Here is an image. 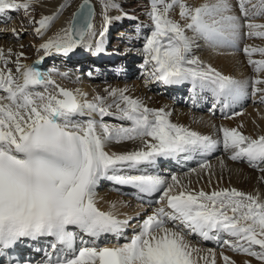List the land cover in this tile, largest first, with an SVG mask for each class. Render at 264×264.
Wrapping results in <instances>:
<instances>
[{
  "label": "snow or ice",
  "instance_id": "snow-or-ice-1",
  "mask_svg": "<svg viewBox=\"0 0 264 264\" xmlns=\"http://www.w3.org/2000/svg\"><path fill=\"white\" fill-rule=\"evenodd\" d=\"M101 2L103 25L99 33L95 31L90 0H83L69 26L40 47L46 52L54 48L68 54L86 37L99 35L97 51L103 52L102 38L113 20L120 19L109 16L108 11L120 6L114 0ZM250 3L237 0L240 15H236L230 0H205L195 7L185 0H150L148 15L153 27L143 53L145 65L152 67V78L166 85L190 82L193 90H209L221 110L247 95L248 82L190 58L194 40L187 31L211 47H235L242 29H247L244 34L249 38L264 37V24L249 17ZM31 5L32 0H0V15L8 10L28 13ZM177 7L186 22L183 25L171 18ZM63 8L61 5L60 10ZM262 14L264 0H259V10L253 16ZM57 15L37 21L36 33L41 34ZM13 33L19 35L15 30ZM243 51L254 71L264 73V59H252L254 53L264 55V48L245 46ZM0 61V257L5 258L0 264H25L6 250L25 239L40 237L53 238L49 245L52 251L46 252L41 264H197L198 258L208 264V257L194 255L200 249L191 245L189 235L216 240L264 261V201L259 196L235 188L211 193L192 191L175 175L171 177L173 183H168L159 175L120 174L125 167L153 163L157 157L209 152L220 144L232 151L231 159H244L264 172V135L252 138L237 128L221 127L222 138L213 139L172 123L170 113L144 106L127 95L126 89L109 91L111 103L101 96L89 101L83 98L86 94L61 87L36 67L20 64L19 60L17 77L7 67L3 49ZM258 85H264L259 75L251 80L253 94L264 93ZM52 88L55 91H50ZM113 107L130 126L103 122V117L114 115ZM91 113L101 119H76ZM137 139L144 144L140 150L119 154L105 151L108 142ZM101 179L132 185L144 193H161L158 203L162 206L146 215L128 242L115 247L100 246L96 241L103 234L121 235L128 221L97 207L96 189ZM70 226L92 239L78 238ZM220 233L233 239L221 241ZM209 255L211 264H215L211 250ZM223 260L234 264L228 256Z\"/></svg>",
  "mask_w": 264,
  "mask_h": 264
},
{
  "label": "bare ground",
  "instance_id": "bare-ground-1",
  "mask_svg": "<svg viewBox=\"0 0 264 264\" xmlns=\"http://www.w3.org/2000/svg\"><path fill=\"white\" fill-rule=\"evenodd\" d=\"M36 1L40 2L39 6H40V10L42 12V17L53 16V15L58 14L57 15L58 20L54 26V29L51 31H48L47 33H46V31L43 32L45 29L42 30L43 33H41V34L46 35L44 38V41H42L43 42L42 44L48 42L49 40L55 39L57 37V35L59 33H61L62 29H65L69 26V24L72 20V14H73L74 10L82 2V0H75L74 2H72L70 9H68V10L63 9L61 11L60 9H61V5H62L63 0H36ZM190 1H193L194 7L199 6L200 4L205 2V0H190ZM230 3L232 4L231 0H230ZM257 3H259V1ZM232 6H233V13L236 15H239V8L235 7L236 4H235V6H234V4ZM251 7H252V5H251ZM247 8L249 10V7H247ZM95 9L97 12V10H99L100 8L97 9V6L95 4ZM258 10L259 9L254 8L253 13H255ZM112 11H113L112 15H115L119 12V10H115V9ZM12 12H15V11L8 10L5 14L0 15V18L1 19L4 18L5 15L10 16L12 14ZM101 14H102V12H101V10H99L98 13H96L97 16L95 17V31L97 33L100 32L102 25H103V20H102ZM60 15L62 17H60ZM117 17L121 18V14ZM250 18H252L253 20L256 19L258 21V23H261L260 20L263 18V16L262 15L252 16ZM119 20L118 21L115 20V22L118 23V22H120ZM53 22H55V21H53ZM1 23L2 22L0 21V24ZM50 26H51V24H50ZM109 31H110V26L108 27V32L105 34L104 39L102 38L103 39V48H104L103 53L110 55V56H113L116 54H114L112 51H110L108 49L109 45L107 47L105 46L107 34L109 33ZM189 35H190V37L193 38V40H194L193 45H195V42H196L195 36L192 34H189ZM0 37H1V34H0ZM7 37L11 38V37H9V35H7ZM100 41H101V38L99 37V35H97L95 37H86L85 42L82 45L75 48L74 50H77L78 56H83L85 54V53H83V51H86V52H89L90 56L94 58L95 54L100 53L99 51H97V45L100 43ZM202 42L205 43L204 41H202ZM260 43L262 45H264V39L261 40ZM8 45H9L8 43L0 41V49L4 50L5 58L8 61L7 67L10 68V66H9L10 65V59L12 58V60H14V61H17V60L20 61V59H19L20 56H16V55L11 56L8 52V50L10 48ZM32 45H33V43H32ZM203 45L205 48L207 46H209L207 43L203 44ZM249 45L251 46L252 44H249ZM240 46H241V39L240 38L238 39L235 47H228V49L226 48V46H222V47H211V46H209V50L208 51L205 50L203 52V54L199 55V57H197V58L202 59V57L207 56L208 58H206V64H204V66L210 65L211 67H213L215 69L217 67L221 68V70H222L221 73L225 74V75L237 77V76H239V73L241 71H244V73L248 77L251 78L250 80H252L257 75H259L260 78L264 77V73L257 74L255 71H253V68H252V72H251V70H249L248 67L245 66L247 61H248L247 60L248 58L247 59L244 58V56L241 54H235L236 50ZM192 49H195V48H192ZM38 51H42V54L39 58V63L42 64V68H39V65H38L37 69L39 71H41L42 73H44L46 77L51 78L52 80H54L56 82V84L60 85L61 87L72 90L73 92L79 91L80 93L86 94L83 98H85L89 101H92L97 96H101V93H103V91L105 89V88H103V86H99V85L95 86L96 84L91 85V83L87 82V81L86 82L85 81L79 82V83L75 82L76 79L82 78L79 76L78 72L74 75V76H76L75 78H72L71 75H68L67 69H69L72 66H77L79 64H84V63L88 62L86 60L87 58L84 59L82 62H77V63L69 62V60L66 62H64V61L61 62L60 68L58 71H60V70H64V71L59 72V73H62V75H60V74L54 73L55 71H50L51 69H47L46 72H43L42 69L45 68V66H47V64H49V62H51L53 60L55 61V59H56L55 55H57V54L61 55L63 52H57L54 48L52 50L46 52L41 47L38 49ZM54 52H56V54L53 55ZM260 57L263 59L264 55H261ZM2 63H3V61H0V64H2ZM237 63H241L240 65L242 67V70L239 69L235 72H232V71H234V68H236ZM26 66H30V65L28 64ZM106 66H108V65H106ZM53 69L56 70L55 67H53ZM108 70H110V68ZM19 76H20V73L18 74L17 77H19ZM69 76H71V77H69ZM242 76H240V77H242ZM122 77H123V75L121 76V79H122ZM239 81H242V80H239ZM183 83L187 84V82H183ZM248 83H249V81H248ZM174 85L177 86L176 89L183 87L182 83L174 84ZM106 86H108V85H106ZM109 86H111V87L108 90L126 89L127 95H129L130 97H132L134 99L141 101L144 106H146L150 109H161V108H163L166 112L170 113L169 119L172 123H175L177 125H182V126L188 128L189 130L199 132L202 135L211 136L213 139H221L222 138V133L219 132V129L221 127L237 128L243 134H244L243 131H247L250 134V135L246 134L247 136H255V138H258L259 136L264 135V108H261L259 106V104H258L259 107L254 108V106H257V105L255 104V102H253V99H257V98H260L262 101V98L264 96H262L261 93L260 94H257V93L253 94V90L251 91L249 89V87L247 88V95H245L244 97L239 99L237 102H235L229 108L221 110V112H222L221 115L223 116V119H222V121H219V120H216L212 117L207 118V114L209 112L212 114L213 109H214L213 108V99L215 100L214 103L215 104H217V103H216V99L213 96V94L211 93V91L206 90V89L201 90V91H199L200 89H196V90H193L192 92H190L191 96L195 95V97H196V95H198L201 97V104L202 105H200L199 100L195 101V102L199 103L198 107L202 106L201 107L202 110L200 109L201 110L200 111V110L193 109L192 106L185 105V103H187V102L191 103L189 98H187V96L190 97V94L187 95L185 93L184 95L183 94L179 95V94H173L172 92H169L168 95L160 94L156 91L155 86H150L151 87L150 90H147L146 87H142L141 88L142 90H138L139 89L138 84L135 85V87H132V86H127L125 84H120V83L116 82V83L110 84ZM37 90L42 91L43 89L38 87ZM50 91H55V89L52 88V89H50ZM186 92H189V90L187 89ZM156 93H157V95H156ZM106 94H107V92H106ZM177 100L183 101L184 106H182V109L174 110L175 109V108H173L174 105L175 104L177 105L179 103V102L175 103ZM110 101L112 102V99H110ZM110 101H109V99H106V103H111ZM205 101H211L212 111L205 110L207 108V106L204 104ZM262 105H264V103ZM180 107L181 106H179L178 108H180ZM112 109L114 110L113 111L114 115L103 117L104 122L109 121L110 120L109 118H111V119L120 121L121 125L123 124L126 127L130 126V122L120 118V114L115 107H113ZM112 109H111V111H112ZM241 111H243V112H241ZM199 112L202 114H200ZM234 113H241V114L240 115H234ZM89 118H91V119L96 118L95 120L101 119L97 113H91L89 115H86L83 117H78L76 119H78L79 121H81V119H83L81 121V122H83ZM143 147H144V144L139 139L131 140V141H123V142H119V143H117L115 141H111V142H108L106 144L105 151L109 152L110 154H112V153L119 154V153H125V152L140 150ZM216 150L218 151L217 155L214 158L209 160L210 163L207 164L208 165L207 167H201V165L205 164V163H203L202 161H198L197 165H195V166L193 163H190L188 165V167L193 166V167H190V170L188 172H181V171L177 172L175 174V176L180 181V183L182 185H184L185 187L189 188L190 190L197 191V192L200 190H203L205 192L211 193L212 191H220L223 189L235 188L238 191H241V192H244L247 194H251L253 196H259L260 200L264 201V184L261 182H258V175L256 173L247 171L245 169V167L242 166L241 164L230 163L231 166L229 165L228 162L226 164L225 158L224 157L221 158L220 155L222 153V150L223 151H231V150H225L223 148L222 144L218 145L216 147ZM168 160L169 159L167 157H157L153 163L143 164L144 166L141 168V170L142 171L145 169L151 170V169H153L152 167L154 164L160 165V163H162V165H163ZM170 160L182 162V161H184V158L183 157L179 158L177 156H174V157L170 158ZM137 167H140V165H138ZM125 169L126 168H124V170ZM176 170L178 171V169H176ZM208 172H209V176H207ZM143 174H148V173H143ZM125 175H130V174L127 173ZM136 175H141V174H136ZM210 178L212 179L211 181H210ZM164 179L168 183H173V181L171 179H166V178H164ZM101 180H103V182H105V181H108L109 179H101ZM101 180H100L98 186L101 184ZM98 186L96 189V193H97L96 194V202H97V207L100 208L102 211H111V212H113V214L118 219L127 220V221L137 217L140 214L141 210L135 204L136 202L133 199V197L129 196V197L122 198V197H118L116 194H113V193L111 194L109 192H101V190H98V188H99ZM107 186H105V187H107ZM139 194L145 195L148 198H150V196H151L150 193H144V192H141L140 190H139ZM113 205H115V207H113ZM160 206H162V205L159 204L158 207H160ZM126 229H127V226L124 228L123 234L125 233ZM222 234H226V233H220V238H221ZM77 235H78V233H77ZM125 237H127V236L125 235ZM127 238H128V240H130L131 237H127ZM187 239L190 241L189 236H187ZM190 243H192V242L190 241ZM220 245H221V243H217V242H216L215 246H211V245L208 246V244H203V246H205V247H203L204 249H203L202 253L200 252V253L194 254V255L198 256V257H210V255H209L210 250L212 252V251H214V248H219ZM112 246L113 245H109V247H112ZM193 247H195V245H193ZM214 255H217V254H214ZM229 255L230 254H228V256ZM242 255H244V256H242ZM234 259L237 260V261H235V264H264V261H261L259 259H256L255 257L249 256V255H246L243 253H239V255L237 254L236 256H234ZM202 260L203 259L198 258L197 262L198 263L202 262ZM203 264H205V262ZM215 264H225V262L215 261Z\"/></svg>",
  "mask_w": 264,
  "mask_h": 264
},
{
  "label": "rangeland",
  "instance_id": "rangeland-1",
  "mask_svg": "<svg viewBox=\"0 0 264 264\" xmlns=\"http://www.w3.org/2000/svg\"><path fill=\"white\" fill-rule=\"evenodd\" d=\"M74 1L75 0H63L62 1V5H64L63 9L64 10L70 9V6L72 5V2H74ZM94 1L96 3L97 9L100 8L99 10H101V12H102L101 15H102V20H103L102 2H101V0H94ZM258 1L259 0H251V3L247 5V7H249V17L253 16V11H254V8L251 7V5H256L257 7L255 9H259V3H257ZM19 2H24V0H19ZM114 2L120 6L119 8L115 9V10H119V12L115 15H112L113 14L112 10H114V9H109L108 15L112 16V17H117L121 14V18H120V20L115 19L117 21L119 20L120 22L117 23V22H115V20H113V23L110 25L111 35H110V31H109V33L107 34L105 46L106 47L108 45H109V47L111 46V49L116 50L117 52L126 55L127 58H125V60L119 61V63L116 66H114L112 69H111V67L107 68L106 65L100 66V68H99L90 59H88L87 60L88 62H86L84 64H80L77 67L73 66V67L67 69V71L70 72V75L72 76V78L76 77L74 75L77 72L79 73V76L82 77L80 79H76L75 82H77V83L87 81V82H90L91 85L96 84L95 86H98V85L103 86V88H105V89H104L103 93H101V97H105V99H109V101H110V99H112L111 97L108 96V92L111 91L108 89H110V87L112 86V85L109 86L110 84L117 82L120 84H125L127 86H132V87H135V85L138 84L139 85V87H138L139 89L137 88L138 90H142L141 89L142 87H146L147 90H150V88L148 86L154 85V81H157V80L153 79L151 76V72H152L151 65H145V63H144L145 55L143 53V47H144L145 39L147 36L150 35L152 27H153L152 21L148 15V12L150 11V0H114ZM191 2H193V1H191ZM231 2H232V5L234 4V6H235V4H236L235 7H238V4L236 3L237 0H231ZM39 3H40L39 1L32 0V5H31V8L29 9L28 13H26L24 10H18V11L12 12V14L10 16L5 15L4 18H2V19L0 18V21L2 22L0 24V34H1L0 41L6 42L9 44L8 45L10 47L9 48V50H10L9 54L11 56H14V55L20 56L19 54L23 53V56L19 57V59H20L19 63L23 64V65L29 64L30 66L36 67V68H38L37 67L38 65H39V68H42V64L39 63V58L42 54V51H38V49L40 48V45L43 43L42 41H44V38L46 36L43 34L39 35L35 31V29L39 26L38 23H36V22L39 21L42 17V12L40 10ZM99 10H97V13ZM170 15H171L172 19L177 20L182 25L184 24L183 21L178 20V17H179V8L178 7L174 11H172L170 13ZM239 15H240V12H239ZM262 16H263V18L260 21L262 24H264V14H262ZM60 17H62V16L60 15ZM57 20L58 19L56 18L54 21L57 22ZM254 20L253 21L255 23H258V21L256 19H254ZM56 22L51 24L52 27L49 26L46 29V33L48 31H51L54 29ZM13 30H15V32L18 33L19 35L14 34ZM244 30L245 29H243L241 31L240 38L242 37ZM187 34L188 35L189 34L194 35L191 32V30L189 32H187ZM7 35H9V37H11V38H8ZM110 37H111V39H109ZM103 39H104V37H103ZM263 39L264 38L262 37V40ZM260 41H261V39H260ZM196 42H201V40L196 39ZM256 42L257 41H254V42L250 41V42H248V44H253V45H251V47L256 48ZM32 43H33V45H32ZM203 44H206V43H203ZM196 45L197 44H195V47H194L195 49H192L190 54H189L190 58H194L196 55H198L200 53V51H197L198 45L197 46ZM261 45L262 44L259 43L258 48H264V45H262V46ZM9 50H8V52H9ZM205 50L208 51L209 46H207L206 49L202 50V53ZM259 54L260 53H255L253 55V59L254 60L262 59L260 57L261 55H259ZM55 63L56 62H54V61L49 62V64L47 66H45V68H43L42 71L46 72L47 68L51 67V66L55 67L56 70L58 71L60 67L58 64L56 65ZM9 66L12 69L13 74L15 73L14 75L18 76L19 73L16 72V61L12 60V58H11ZM245 66L247 67V65H245ZM53 67H51V68H53ZM109 68H110V70H108ZM236 68H238L237 70H239L240 67L238 66ZM62 71H64V70H60L58 72L55 71L54 73L62 75V73H59ZM122 75H123V77L121 79ZM126 76H130V77H126ZM240 79H242V80L244 79V80H246V82L249 81V83L251 84V80H250L251 78L250 77H248L246 79V76H242V78L240 77ZM262 79H264V77H262ZM106 85H108V86H106ZM258 87L264 88V85H258ZM250 90L251 91L253 90L252 87L250 88ZM106 92H107V94H106ZM0 94H3V93H0ZM257 94H260V93H257ZM261 95L264 96V93H261ZM263 100H264V97L262 98V101ZM262 101L260 98L253 99V102H255V104L257 105V106H254V108L255 107L257 108L259 106L261 108H264L263 107L264 105H262L264 103V101L263 102ZM258 104H259V106H258ZM208 109H209V111H211L212 108H208ZM174 110H176V109H174ZM113 111L114 110L112 109V112ZM243 111H241V112H243ZM200 114H202V113H200ZM82 120L83 119H81V121ZM105 123L112 125V126L121 125L120 121H115V120H109ZM243 132L245 134H249L247 131H243ZM250 137L255 138V136H250ZM226 160L229 161V163H230V160L232 161L233 159H231V157H228V158H226ZM262 173L264 175V172H262ZM162 174L165 176L167 174L172 176V175H175V170L168 168V170H166V172H163ZM211 180L212 179L210 178V181ZM260 181H262L261 183L264 184V177L262 180H261V177H258V182H260ZM136 222H137V220H136ZM136 222H133V224ZM190 239L194 240L195 237L190 236ZM232 239L233 238L228 237L226 240H232ZM203 247H205V246H203ZM254 250L260 251L259 246H254ZM202 251L203 250L201 248V253H202ZM212 252L214 254H217V255H214L215 261H221V262H224L223 256H228V254H230L228 257L230 258L231 261H234V264H235V261H237L236 259H234V256H236L237 254L239 255V252L233 251L232 248H230L228 245L223 244V243H221L219 248H214V251H212ZM242 256H244V255H242ZM204 262H205V260L203 259L202 262H199V263L197 262V264H203ZM205 264H206V262H205ZM208 264H211V257H208Z\"/></svg>",
  "mask_w": 264,
  "mask_h": 264
},
{
  "label": "water",
  "instance_id": "water-1",
  "mask_svg": "<svg viewBox=\"0 0 264 264\" xmlns=\"http://www.w3.org/2000/svg\"><path fill=\"white\" fill-rule=\"evenodd\" d=\"M83 3V1L81 2V4ZM80 4V5H81ZM90 4L92 5V7H93V9H94V12H95V16H96V9H95V4H94V2L92 1V0H90ZM80 5H79V7L77 8V10L74 12V14H73V17H74V15L79 11V9H80ZM95 16H94V18H95ZM93 23H94V19H93ZM94 25H95V23H94Z\"/></svg>",
  "mask_w": 264,
  "mask_h": 264
}]
</instances>
